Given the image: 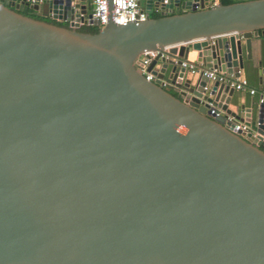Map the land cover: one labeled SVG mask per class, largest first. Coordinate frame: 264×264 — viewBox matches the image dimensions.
I'll list each match as a JSON object with an SVG mask.
<instances>
[{"label": "water", "instance_id": "1", "mask_svg": "<svg viewBox=\"0 0 264 264\" xmlns=\"http://www.w3.org/2000/svg\"><path fill=\"white\" fill-rule=\"evenodd\" d=\"M208 1L0 0V264H264V103L181 66L264 86V0Z\"/></svg>", "mask_w": 264, "mask_h": 264}, {"label": "built area", "instance_id": "2", "mask_svg": "<svg viewBox=\"0 0 264 264\" xmlns=\"http://www.w3.org/2000/svg\"><path fill=\"white\" fill-rule=\"evenodd\" d=\"M52 0H24L28 6L41 5L45 2ZM213 6L216 3H210ZM149 17V13L145 10L139 0H91V19L97 21L98 26L102 27L106 25L109 20H112L116 24H127L130 22H136L145 20ZM89 25L87 22H81V26ZM166 50L161 52V55H165ZM159 53V50L149 49L144 51L139 58L140 64L138 68L144 73L148 80H153V75L145 71L153 57ZM181 66L186 67L191 73H200L206 76L210 81L218 80L220 82L229 83V86L234 90H242L247 85V80L244 77L231 78L226 80V76L217 71L216 69L204 68L197 63L183 60ZM162 85L166 86L168 83L162 81ZM206 89V87H204ZM251 95H257L259 103H264V86L257 91L254 88H249ZM211 114L218 115L214 109H210ZM236 131H246L247 127L242 123H236L234 125Z\"/></svg>", "mask_w": 264, "mask_h": 264}, {"label": "crops", "instance_id": "3", "mask_svg": "<svg viewBox=\"0 0 264 264\" xmlns=\"http://www.w3.org/2000/svg\"><path fill=\"white\" fill-rule=\"evenodd\" d=\"M209 3H219L222 2V0H209ZM154 14H157L158 16H160L161 11L160 10H154L153 11ZM254 53V64L256 65V61H257V51H253ZM196 51L193 50H189L188 52V56L186 58L187 61L189 62H193V63H197L196 62ZM263 65H264V60L262 61ZM198 65L202 66L200 63H197ZM257 75H246L243 71H241L240 76L239 77H244L247 80V85L242 89V90H234L233 96L239 101H243L245 103L246 106H249V104L254 100V101H258L257 100V95H251L249 93V88H254L257 91H259L263 86L261 84L258 83L257 81ZM176 89V88H175ZM249 129H247L246 131H244V133H248Z\"/></svg>", "mask_w": 264, "mask_h": 264}, {"label": "trees", "instance_id": "4", "mask_svg": "<svg viewBox=\"0 0 264 264\" xmlns=\"http://www.w3.org/2000/svg\"><path fill=\"white\" fill-rule=\"evenodd\" d=\"M235 1H240V0H222V3L227 4V3H231V2H235ZM25 13L29 16L38 18V19H44V20H49L48 18L42 17L39 14H37L36 11H34L33 9H27L25 11ZM150 17H157V14H154L153 12L151 14H149ZM58 24H62L61 22H57ZM100 27L97 25H85L81 27L82 31H88V32H92L95 33L98 31Z\"/></svg>", "mask_w": 264, "mask_h": 264}, {"label": "rangeland", "instance_id": "5", "mask_svg": "<svg viewBox=\"0 0 264 264\" xmlns=\"http://www.w3.org/2000/svg\"><path fill=\"white\" fill-rule=\"evenodd\" d=\"M143 4H144V0L141 1V6H143Z\"/></svg>", "mask_w": 264, "mask_h": 264}]
</instances>
